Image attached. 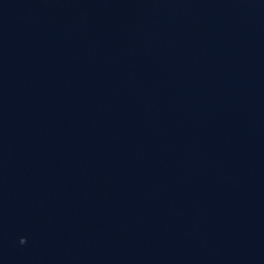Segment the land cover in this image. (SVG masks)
I'll list each match as a JSON object with an SVG mask.
<instances>
[{
    "label": "water",
    "instance_id": "1",
    "mask_svg": "<svg viewBox=\"0 0 264 264\" xmlns=\"http://www.w3.org/2000/svg\"><path fill=\"white\" fill-rule=\"evenodd\" d=\"M0 264H264V0H0Z\"/></svg>",
    "mask_w": 264,
    "mask_h": 264
}]
</instances>
